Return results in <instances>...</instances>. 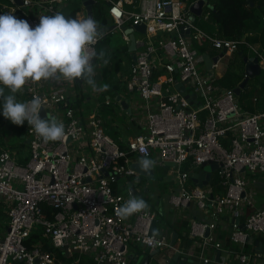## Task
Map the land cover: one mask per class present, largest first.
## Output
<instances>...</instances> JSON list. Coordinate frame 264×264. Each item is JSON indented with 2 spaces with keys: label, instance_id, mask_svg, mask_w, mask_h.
<instances>
[{
  "label": "built area",
  "instance_id": "obj_1",
  "mask_svg": "<svg viewBox=\"0 0 264 264\" xmlns=\"http://www.w3.org/2000/svg\"><path fill=\"white\" fill-rule=\"evenodd\" d=\"M20 1L0 0V14L21 11L34 27L39 17L63 13L73 0ZM97 1L105 3L112 21L110 28H100L102 34L122 31L123 25L146 27L124 75L143 100L145 131L125 148L106 131L94 63L97 91L77 80L26 84L23 102L40 97V114L44 110V118L63 123L66 135L45 143L26 121L28 160L0 149V264H131V254L159 264H260L264 201L251 175L264 173V112L243 110L234 88L220 85L215 70L245 45L264 71V48L246 37L203 29L198 17L193 20V3L185 0ZM75 17L89 18L82 0ZM205 52L218 56L210 70ZM86 102L94 105L85 108ZM135 156L156 166L174 163L168 166L174 183L169 203L188 219L187 231L175 242L171 232H152L158 213L150 207L127 218L118 215L135 197L123 186L142 177L132 167ZM210 161L217 165L210 182L192 183L191 174ZM39 228L55 251L72 260L57 259L42 242L30 249L26 242Z\"/></svg>",
  "mask_w": 264,
  "mask_h": 264
},
{
  "label": "clouds",
  "instance_id": "obj_2",
  "mask_svg": "<svg viewBox=\"0 0 264 264\" xmlns=\"http://www.w3.org/2000/svg\"><path fill=\"white\" fill-rule=\"evenodd\" d=\"M98 22L93 18H68L57 12L53 16L39 17L34 27L26 19L13 14H0V101L2 115L12 124L23 126L25 121L45 143L61 140L64 124L55 117L41 118V99L33 97L18 102L16 93L30 82L55 80L72 83L86 81L97 91L93 60H102L104 51L94 45L102 38ZM8 93L5 95V90ZM106 91L107 86L99 89ZM154 161L142 159L141 170L150 172ZM148 207L142 198L133 197L120 208L118 215L127 218Z\"/></svg>",
  "mask_w": 264,
  "mask_h": 264
},
{
  "label": "trees",
  "instance_id": "obj_3",
  "mask_svg": "<svg viewBox=\"0 0 264 264\" xmlns=\"http://www.w3.org/2000/svg\"><path fill=\"white\" fill-rule=\"evenodd\" d=\"M185 1L187 4H191L196 0ZM209 2L210 4L205 6L202 15L198 16V23L203 29L229 38L246 37L249 42L255 43L261 41L264 45V0H209ZM80 4L81 0H73L64 6L63 14L68 18H76V12L80 8ZM16 17L25 19L21 11H18ZM94 17L98 22L99 28H102V30L108 29L112 26V21L107 15L104 2L97 1L95 3ZM250 32L256 34L249 35ZM111 37V32H105L97 44V53L104 51L105 59L108 60V63L105 64L102 60H93L94 65L101 66L103 81L105 80L107 85V90L105 91L106 95H112L118 86V83L109 82L107 79L109 75L110 77L114 76L124 69V58L121 56L118 49L113 46ZM126 49L129 51V46H127ZM240 50H244L246 55L250 53L248 47L245 45H242L233 53L232 58L228 62V68L225 74L218 79L220 85L234 88L244 80L245 62L242 55L239 53ZM250 54L254 55L253 53ZM238 100L245 111L250 113L264 112V71L262 75L251 79L248 82L241 95L238 96ZM102 109L104 116L114 113V107L112 104H106ZM0 121L3 123L7 122V119L2 115L1 109ZM10 126L14 128L18 135H21L25 133L27 124L25 121L23 126H17L10 122ZM108 133H110V135L112 134L111 136L114 139L116 138V134H114L112 130H109ZM115 140H117V138ZM118 144L122 148H125L126 146L120 141ZM28 158L29 157L23 159L22 162L25 163ZM162 171L164 173L166 168ZM261 174L264 175V173ZM261 174H252L251 176L256 178ZM141 180H143V178H138V184H141ZM191 180L193 183V179ZM2 215L5 216L3 212ZM186 224L187 222L185 221L184 225ZM190 241L191 240L187 239V242ZM38 242L43 243L44 250L54 252L57 259L61 258L65 261L72 260L71 258L62 256L63 253L61 251H55V248L49 243V240L42 235V229L40 228L31 234L26 243L27 246L32 249ZM228 244L229 240L227 241V245ZM81 264L84 263L82 262Z\"/></svg>",
  "mask_w": 264,
  "mask_h": 264
},
{
  "label": "crops",
  "instance_id": "obj_4",
  "mask_svg": "<svg viewBox=\"0 0 264 264\" xmlns=\"http://www.w3.org/2000/svg\"><path fill=\"white\" fill-rule=\"evenodd\" d=\"M121 32H122L123 38H125L124 35L126 33H124L123 31ZM255 34L256 33L250 32L249 35H255ZM128 36H129V39L127 40L129 41V44H128L129 51L125 49V53L130 58V61H131L130 66H131L132 62H134L136 59V58L134 59V56H136V42H135V46L131 47V37L129 34ZM139 37H140V34L138 32L136 33V38L138 39ZM255 44L261 49L264 48V45L262 44L261 41L255 42ZM250 53L247 55L254 56V55H251ZM232 55L233 54L227 55L229 56V59L225 63V66L223 67V69L220 72H218L217 74L218 78L222 77L223 74H225L228 68V62L232 58ZM121 56L124 58L123 54H121ZM124 62H125V58H124ZM130 66L125 72L121 71V72H118V74L123 75L124 73L125 74L129 73ZM96 68H97L98 74H102L101 66L96 65ZM99 82L101 84L102 81H99ZM123 82L124 83H119V81L115 82V83H118V86H117V89L114 90V93L112 95H106L104 91L100 100L102 102V108L106 104H112L114 107L113 115L104 116L103 114L105 118L106 131L109 132V130H112L114 134H116L117 143L120 141L124 143L125 145H127L130 139L134 138L135 136L145 131V127H144L145 118H144V111L142 109V104H143L142 98L136 91H132L129 89L125 76H124ZM20 94H22L23 96L22 91H20ZM118 96L126 100V104H127L126 107L121 103L122 99L121 100L118 99ZM106 99L109 100L108 101L109 103H106ZM102 113H103V109H102ZM14 135L17 136V139L15 142H11L10 138L6 140H2L0 138V149L4 148V149H8L14 152L18 156L19 161H22L23 159L29 157V146H28V138L26 136V131L24 134L18 135V133L14 130ZM142 159L143 158L138 157V156H135L133 158L134 163L141 161ZM154 166H155V173H156L155 179H159V183L156 184V186L154 187L155 189H153L154 190L153 192L148 187L147 182L144 184L143 183L138 184L136 182V180L138 181V179L135 180L134 178H130L128 180V182L123 186L122 191L127 192L129 191L130 186H134L135 189H134L133 195L136 198H140V197H142V199L144 198L143 200L147 203L148 207L157 211L158 213L157 227H156L157 232H159L160 230L161 232L159 233L164 234V226L165 224H168L169 230L165 232H168V233L171 232L173 234L174 232H178V234L182 235L184 231H187L188 219L179 216L177 213L174 216L171 214V217L166 216L164 218L165 215L169 214L165 210L166 198H168V204L170 205L169 197L174 188V183L170 180V177L168 175V173H170L168 171L169 167L167 165L166 166L165 165L164 166L154 165ZM165 168H166V171H164L163 173L162 170ZM258 174H261V173H258ZM256 179H257L256 189L258 190V196H259L258 199H261L260 197L264 196V175L261 174L258 177H256ZM185 221L187 222L186 225H184ZM139 251L143 252L144 250L139 249ZM145 256L146 255H144V257ZM139 257L137 260L138 263H140L144 258L143 257L141 260H139ZM152 262L153 264H159L158 262L151 261V263ZM260 264H264V258L260 259Z\"/></svg>",
  "mask_w": 264,
  "mask_h": 264
},
{
  "label": "water",
  "instance_id": "obj_5",
  "mask_svg": "<svg viewBox=\"0 0 264 264\" xmlns=\"http://www.w3.org/2000/svg\"><path fill=\"white\" fill-rule=\"evenodd\" d=\"M19 3H21L20 0H17ZM86 5H87V9H88V15L89 17L93 18L95 20L94 17V10H93V6L95 3V0H82ZM210 2L209 0H198L196 2H194L191 5V11L193 14V20H196V18L198 16H201L205 6L209 5ZM96 21V20H95ZM145 25L144 24H139V25H134V26H125L123 25L121 27V30L126 33L129 34L131 37V47L135 46V42H136V33L138 32H145ZM239 53L242 55L243 60L245 62V78L244 80L236 87H234V91L236 93L237 96L241 95L243 89L246 87V85L248 84V82L251 79H254L256 77H259L260 75H262L263 73V68L260 62V59L258 56H249L246 55L244 50H240ZM136 58V56H134V59ZM203 59H204V63L206 65L207 69H211L213 66V63L215 61L218 60V56H214L212 57L209 53L205 52L203 53ZM97 81H103V75L102 74H98L96 77ZM78 83H81V80H77ZM181 90H184V88L181 85H177ZM118 99L121 100L122 98L120 96H118ZM121 103L126 107V100L122 99ZM41 118L45 117V111L42 110L41 114H40ZM167 166H172L174 165L173 162H167L166 163ZM132 167L138 171L142 177L148 178V179H155L156 178V173H155V166L152 167L150 172H144L141 170V165H140V161L132 163ZM217 167L216 163L213 161H210L207 165L204 166L203 169L197 171V172H193L191 174L192 179L194 180V182H198L199 185H203V184H208L211 180L212 177V171H214V169ZM245 170V168L243 169ZM105 173L107 174V171H105ZM134 186H130L129 190L133 192L134 194ZM213 196V195H212ZM241 220H243V217L241 218ZM157 227V219H155L154 224H153V228H152V232L155 231ZM242 227H244V225H242ZM179 237L178 232H174L173 234V238L172 241L175 242L177 240V238ZM257 243L259 244L258 248L260 249L262 247L260 241H257ZM220 257V253H218L217 255V259H219ZM130 258L132 259V261L134 262V264H150V258L148 256L144 257V259L138 263L137 262V257H135L134 255H130ZM179 259V253H176L174 255V261H178ZM181 264H184L183 261Z\"/></svg>",
  "mask_w": 264,
  "mask_h": 264
},
{
  "label": "rangeland",
  "instance_id": "obj_6",
  "mask_svg": "<svg viewBox=\"0 0 264 264\" xmlns=\"http://www.w3.org/2000/svg\"><path fill=\"white\" fill-rule=\"evenodd\" d=\"M10 10V14H13L14 16H16V14L18 13V12H14L13 11V9H9ZM111 39H112V44H113V46L114 47H116L117 49H118V51L121 53V54H123L124 55V58H125V62H124V69H123V72H125L127 69H128V67L130 66V58L128 57V55H126V53H125V49H126V47L128 46V44H129V41L128 40H126L125 38H123V36H122V32L120 31V30H117V31H115L114 33H112V37H111ZM212 53H214V51L212 52ZM228 59H229V56H225L222 60H221V67L219 68V70L218 69H216L215 70V74H218V72H220L222 69H223V67L225 66V63L228 61ZM123 74V73H122ZM124 75H126L125 73L123 74V75H119L118 73L116 74V75H114V76H111L110 77V75H109V77L107 78L108 80H109V82H118L119 81V83H124L123 82V79H124ZM101 84H102V88L104 87V86H107L106 85V82H105V80L103 81V82H101ZM89 89V88H88ZM7 94H9L8 93V91H7V89L5 90V95H7ZM16 99H17V101L18 102H23V96H22V94H20V92H18V93H16ZM94 105V103L92 104L91 102L89 103V102H86V103H84V107L85 108H89V107H92ZM113 106V105H112ZM0 109L2 110V101H0ZM110 116L111 115H113V114H109ZM10 122L11 121H9V120H7V122L6 123H3V122H1L0 121V138L2 139V140H6V139H8V138H10V141L11 142H15L16 141V139H17V136H15L14 135V128H12L11 126H10ZM141 178H143V177H141ZM147 182V184H148V187L152 190V192L154 191L153 189H155L154 187L156 186V184L157 183H159V179H152V180H150V179H148V178H143V180H141V183H146ZM257 188V187H256ZM259 197V196H258ZM140 198H142V197H140ZM261 199L259 200L261 203L264 201V196H261L260 197ZM144 199V198H143ZM165 210L167 211V213H169V214H167V215H165L164 216V218L166 217V216H168V217H171V214L174 216V215H176V213H177V209H175V208H173L171 205H169L168 204V198H166V202H165ZM169 230V227H168V224H165V226H164V232L165 231H168ZM159 232H161L160 230H159ZM144 257V254H140V257H139V260H141L142 258ZM131 264H134V262L133 261H131ZM151 264H153V262L151 263Z\"/></svg>",
  "mask_w": 264,
  "mask_h": 264
}]
</instances>
